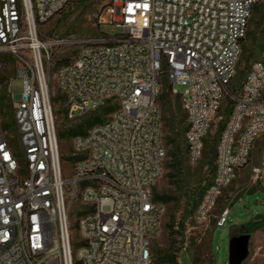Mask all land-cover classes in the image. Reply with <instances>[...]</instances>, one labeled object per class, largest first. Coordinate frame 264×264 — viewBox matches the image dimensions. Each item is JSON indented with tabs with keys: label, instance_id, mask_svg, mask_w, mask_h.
<instances>
[{
	"label": "built area",
	"instance_id": "2783aa9c",
	"mask_svg": "<svg viewBox=\"0 0 264 264\" xmlns=\"http://www.w3.org/2000/svg\"><path fill=\"white\" fill-rule=\"evenodd\" d=\"M70 1L0 0V91L6 84L11 95L10 78L2 77L10 68L22 86L13 103L17 149L0 125V264H151L163 211L153 188L167 158L161 77L174 95L175 84L185 87L179 96L190 167L201 160L223 101L231 100L215 171L191 216L204 225L264 137V44L230 91L249 17L264 0H109L120 33L42 38L40 25ZM54 48L74 49L55 72L69 118L114 107L72 138L70 175L63 173L52 112ZM228 215L221 209L214 227L225 226Z\"/></svg>",
	"mask_w": 264,
	"mask_h": 264
},
{
	"label": "rangeland",
	"instance_id": "374dc122",
	"mask_svg": "<svg viewBox=\"0 0 264 264\" xmlns=\"http://www.w3.org/2000/svg\"><path fill=\"white\" fill-rule=\"evenodd\" d=\"M108 1H70L62 11L40 25L41 37L87 39L99 35L120 33L121 29L111 23L110 15L107 13L108 8L104 7ZM99 15L103 22L98 25L97 18ZM247 33L253 41L252 51L248 54L242 50L237 63V73L230 86L231 89L237 88L243 80L250 62L260 56L259 47L264 43V1L256 4L252 9ZM248 42L246 41V44ZM73 54L74 49L72 48H54L52 52L49 85L51 99H54L51 103L56 130L76 126L90 114L86 113L73 118L65 116L66 98L56 85V68L68 62ZM2 77L6 81L10 78L9 90L11 95L6 92L5 84L0 91V125L7 130L14 148L17 149V133L13 123V103L21 93V81L14 75L13 68L5 70ZM163 78L165 77H161V82ZM161 90L160 86L159 91L161 92ZM174 90L183 93L185 87L175 84ZM158 103L162 114V132L167 158L164 171L155 183L153 191L158 195L172 196L174 199L163 204L161 229L152 241L153 257L151 264H165L164 256L169 252H173L177 256L180 264H227L229 237L240 233L241 224L260 220L264 217V174L255 172L249 166V159L237 171L236 178L224 189L210 220L204 225L193 223L190 220L192 201L196 199L198 192L209 183L213 175L211 164H209L212 157L211 147L214 149L216 147V141L219 137L218 129L227 117L230 101L228 98L223 101L222 107L210 127L199 163L194 167L185 163L180 170L170 168L167 165L170 159L169 153L174 146L166 141V137L174 138L177 142H181L183 148L184 134L174 135L169 133L166 127V118L169 115L168 107L176 108L177 104L180 103V98L172 92H168L166 98L159 100ZM77 114V112H73V115ZM260 141L264 143V138ZM72 150V138L59 140L61 164L65 175L71 174L69 156ZM258 160L262 173H264V145L259 151ZM223 208H229L228 222L223 227L215 228L214 217ZM71 220L74 222V219ZM181 224L184 225L183 230H181ZM73 230L74 237H76L75 226ZM172 231H177V233L172 234ZM249 234L248 255L242 264H264V227H260Z\"/></svg>",
	"mask_w": 264,
	"mask_h": 264
},
{
	"label": "trees",
	"instance_id": "16d2710c",
	"mask_svg": "<svg viewBox=\"0 0 264 264\" xmlns=\"http://www.w3.org/2000/svg\"><path fill=\"white\" fill-rule=\"evenodd\" d=\"M107 3L105 4L104 7H106ZM246 41H249V42L246 44ZM252 43H253L252 38L246 32L245 38L241 41V50H243L244 52H248V54H250V52L252 51V45H253ZM262 44H264V43H262ZM262 44L259 47V52H261V50H262ZM253 61H251V62H253ZM57 68H56V70H57ZM163 75H165V73H163ZM162 77H165V78H163L162 82H160V86H161L162 90H161V92L159 91L158 102H159V100H164L166 98L168 92H170V93L172 92V86L170 85V83H167L168 80H167L166 75L162 76ZM230 91L235 92L236 88L235 89L230 88ZM176 96H178L180 98L179 93H177ZM227 98L229 99V101L231 103L230 98L229 97H227ZM53 101H54V99H51L52 103H53ZM230 107H231V105L228 106V112L230 110ZM113 108L114 107L112 105H109V104L102 105L96 111L91 112L85 119H83L80 122V124H78L76 126L65 127L63 129H57L56 135H57L58 140L65 139V138L66 139L67 138H74L76 136L82 135L91 126H93L99 122H102L104 120V116L107 115L108 113H110L113 110ZM168 108H169V115L166 118V120H167L166 127L168 128L169 133H173L174 135H177V136L184 134V132L186 130V117H185V114L183 113V111L181 112V110H182L181 100H180V103L177 104L176 108L172 109L170 106ZM67 112H68V107L64 111L65 116H67ZM223 126H224V123L222 125H220V127L218 129L219 135L223 129ZM163 138H164V136H163ZM166 141L169 144H173V146H174L169 153L170 159H169L167 165L170 168L180 170V168L183 166V164L186 163L184 143H183V148H182L181 142H177L174 138L166 137ZM217 141H218V139H217ZM217 141H216V144H217ZM183 142H184V137H183ZM215 150H216V147H215V149H214V147H211L212 157L210 159L209 164H211V169H212L213 173L215 171ZM212 162H214V165H212ZM207 185L201 191L198 192L196 199L192 201L191 211H190V213H191L190 220H191V216L195 210V207H196L201 195L203 194L205 188L207 187ZM153 197L156 201H158L162 205L166 204L167 202L174 199V197L169 196V195H163V194L158 195L154 191H153ZM180 226H181V230H183L184 225L181 224ZM260 227H264V217H262L260 220H252V221H249L247 223L241 224L239 230H240V232H246L249 234L250 232H252V231H254ZM172 232H173L172 234L177 233V231H172ZM152 257H153V252H152ZM164 257H165V259H164L165 264H180L178 262L177 256L173 252L167 253Z\"/></svg>",
	"mask_w": 264,
	"mask_h": 264
},
{
	"label": "water",
	"instance_id": "95a60500",
	"mask_svg": "<svg viewBox=\"0 0 264 264\" xmlns=\"http://www.w3.org/2000/svg\"><path fill=\"white\" fill-rule=\"evenodd\" d=\"M250 234L242 233L229 237L227 264H242L248 255Z\"/></svg>",
	"mask_w": 264,
	"mask_h": 264
},
{
	"label": "crops",
	"instance_id": "0c3cea01",
	"mask_svg": "<svg viewBox=\"0 0 264 264\" xmlns=\"http://www.w3.org/2000/svg\"><path fill=\"white\" fill-rule=\"evenodd\" d=\"M262 138L264 137H260L258 138L257 140H255L254 144H253V147L251 149V154H250V161H249V166L257 173H260L261 174H264L262 173V170H261V165H260V162L258 160V154H259V151L262 147V145H264V143H262V141H260ZM240 175V173H239Z\"/></svg>",
	"mask_w": 264,
	"mask_h": 264
},
{
	"label": "flooded vegetation",
	"instance_id": "af4514ba",
	"mask_svg": "<svg viewBox=\"0 0 264 264\" xmlns=\"http://www.w3.org/2000/svg\"><path fill=\"white\" fill-rule=\"evenodd\" d=\"M242 233H246V232H240V233H238L237 235L242 234Z\"/></svg>",
	"mask_w": 264,
	"mask_h": 264
}]
</instances>
